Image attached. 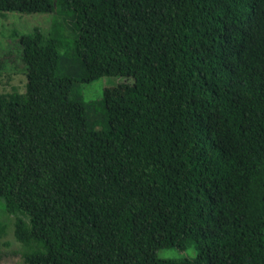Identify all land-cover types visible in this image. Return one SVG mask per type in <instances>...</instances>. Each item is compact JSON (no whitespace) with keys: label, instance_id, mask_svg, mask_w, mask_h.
<instances>
[{"label":"trees","instance_id":"trees-1","mask_svg":"<svg viewBox=\"0 0 264 264\" xmlns=\"http://www.w3.org/2000/svg\"><path fill=\"white\" fill-rule=\"evenodd\" d=\"M57 7L72 41L15 34L25 91L0 93L24 264H264V0H0ZM103 77L125 81L74 96Z\"/></svg>","mask_w":264,"mask_h":264},{"label":"rangeland","instance_id":"rangeland-1","mask_svg":"<svg viewBox=\"0 0 264 264\" xmlns=\"http://www.w3.org/2000/svg\"><path fill=\"white\" fill-rule=\"evenodd\" d=\"M63 16L58 7L53 13L0 12V93H12L14 90L21 93L25 91L27 80L24 64L21 61L19 40L15 34L19 36L28 34L35 28L47 32L53 25H58L61 26V31L66 33L65 41L68 43L72 41V35L70 28L64 23ZM62 23L65 24L66 30ZM67 35H71V38ZM124 81L125 79L120 77H103L91 83L79 84L74 96L77 95L86 103L95 102L96 104L102 100L106 88L117 86ZM103 127L101 120L96 128ZM0 203V222L6 225V233L0 235V264H24V248L14 237V218L4 213L2 201ZM157 255L162 259H194L197 251L194 248H189L185 252L177 248H167L159 250Z\"/></svg>","mask_w":264,"mask_h":264}]
</instances>
